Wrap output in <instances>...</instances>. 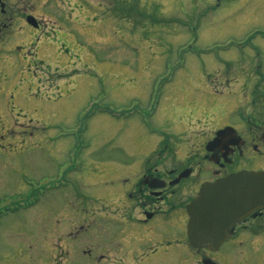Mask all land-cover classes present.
I'll return each mask as SVG.
<instances>
[{"label":"rangeland","instance_id":"374dc122","mask_svg":"<svg viewBox=\"0 0 264 264\" xmlns=\"http://www.w3.org/2000/svg\"><path fill=\"white\" fill-rule=\"evenodd\" d=\"M36 9L66 45L40 47L46 67L38 61L33 73L50 66L52 83L34 92L48 97L43 116L17 111L0 135V264H86L93 168L130 160L127 150L163 133L174 148L171 108L208 112L215 101L201 90L224 85L227 69L264 64V0H39ZM205 120L195 116L194 129L211 127ZM85 200V213L67 207ZM70 215L78 230L51 254L49 237Z\"/></svg>","mask_w":264,"mask_h":264},{"label":"flooded vegetation","instance_id":"af4514ba","mask_svg":"<svg viewBox=\"0 0 264 264\" xmlns=\"http://www.w3.org/2000/svg\"><path fill=\"white\" fill-rule=\"evenodd\" d=\"M38 4L39 0H0V135L13 131L8 123L17 111L43 116L41 102L48 97L36 98L34 92L38 84L46 87L52 83L47 73L50 66L44 75L33 73L38 61L46 67L48 55L39 57L40 47L48 42L66 45L62 37L46 31L45 20L35 14ZM253 51L260 55L258 49ZM226 71L224 85L210 90L206 86V92H200L215 101L208 112L198 113L202 108L197 104L176 111L172 105L171 110L167 107L171 111L168 124L177 131L174 148L165 144L163 133L158 141L127 150L130 160L103 162L93 168L88 176L91 191L85 199L94 202L97 211L91 217L88 212L81 214L82 223L88 218L93 224L80 231L94 227L93 239L84 243L86 264H264V64ZM25 86L27 92L21 96ZM199 114L211 127L194 129L191 121ZM242 172L261 175L260 183L252 186L257 194L247 202L249 214L240 217V210L234 211L225 221L226 227L223 218H218L225 233L209 236V243L194 247L188 235L192 221L188 207L205 185ZM85 202L76 206L70 201L67 207L76 209L74 213L84 212L81 206ZM70 220L50 235L51 254L57 243L72 239L77 232L73 215ZM193 224L196 229L202 222L196 219ZM214 246L219 248L210 250Z\"/></svg>","mask_w":264,"mask_h":264},{"label":"water","instance_id":"95a60500","mask_svg":"<svg viewBox=\"0 0 264 264\" xmlns=\"http://www.w3.org/2000/svg\"><path fill=\"white\" fill-rule=\"evenodd\" d=\"M260 176L256 173L242 172L203 187L200 197L188 207L189 215L192 218L188 235L194 247L201 248L203 244L209 243V236L216 238L218 232L224 234L225 221L233 217L234 211L239 209L240 217L249 214L251 207L247 202L257 194L256 189L252 186H257L260 183ZM218 218H223V228L217 223ZM196 219L202 224L197 225L195 229L193 221ZM217 242L219 245L222 244V239H218ZM217 242L214 241V243ZM218 248L214 246L210 247V250ZM204 264L215 263L206 261Z\"/></svg>","mask_w":264,"mask_h":264}]
</instances>
